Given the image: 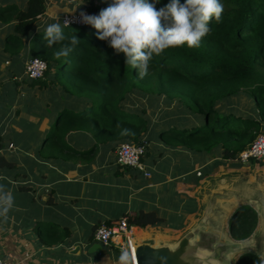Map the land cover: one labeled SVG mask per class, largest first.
<instances>
[{"label":"crops","instance_id":"crops-1","mask_svg":"<svg viewBox=\"0 0 264 264\" xmlns=\"http://www.w3.org/2000/svg\"><path fill=\"white\" fill-rule=\"evenodd\" d=\"M27 1L0 0V9L15 5L23 10ZM73 9L64 0H45L44 14L21 43L11 38L15 21L0 19V194L13 197L12 207L0 215V259L8 264H109L119 257L125 238L102 247L93 239L95 228L152 213L159 222L144 229L132 226L133 245L152 241L155 248L178 252L182 264H238L246 254L264 264V162L241 163L222 158L218 150L166 145L157 131L186 127L182 111H171L180 121L167 126L169 111H152L156 119L147 111L151 122L142 161L148 177L118 165L120 142L57 131L68 95L56 85L34 87L25 64L33 36L55 22L52 16L61 18ZM241 207L257 217L245 239L232 237L229 229Z\"/></svg>","mask_w":264,"mask_h":264},{"label":"trees","instance_id":"trees-1","mask_svg":"<svg viewBox=\"0 0 264 264\" xmlns=\"http://www.w3.org/2000/svg\"><path fill=\"white\" fill-rule=\"evenodd\" d=\"M64 1L75 8L80 2ZM220 2L224 5L222 22L213 19L201 46L170 48L154 56L143 79L137 78V70L124 64L122 53L116 54L107 41L96 39L97 31L91 26L82 28L91 29L90 34L75 31L80 27L62 26L66 39L52 47L46 46V27L36 33L30 42V59L45 61L47 71L44 79L32 81V85L38 89L56 85L68 95V106L59 110L57 131L88 132L101 143L141 144L151 122L146 108L153 106L156 111L162 106L169 111L164 126L180 121H174L171 111L184 112L186 125L180 129L161 127L158 137L166 145L206 153L218 150L222 158L236 160L256 135L264 134V0ZM111 3L112 0H83L75 12L88 10L96 15ZM167 3L169 0H160L156 8ZM44 11L45 0H28L23 10L15 5L0 9V19L9 22L11 17L15 21L11 38L21 43L33 32ZM73 35L79 45L69 56L57 57L56 51ZM55 66L58 71L53 76ZM241 97L248 107L237 101ZM142 99L149 105L137 110L135 102ZM126 220L129 226L142 229L159 222L152 213ZM256 222L252 209H237L230 218L232 237L248 238ZM254 259L246 254L238 264H252Z\"/></svg>","mask_w":264,"mask_h":264},{"label":"clouds","instance_id":"clouds-1","mask_svg":"<svg viewBox=\"0 0 264 264\" xmlns=\"http://www.w3.org/2000/svg\"><path fill=\"white\" fill-rule=\"evenodd\" d=\"M160 0H112V3L96 15L80 13V22L97 31L96 39L107 41L116 54H123L124 64L137 70V78L147 74L150 61L170 48L186 46L199 48L202 39L211 28L210 23L222 22L224 5L220 0H169L157 9ZM83 0L76 5L79 8ZM75 8V9H76ZM73 9L71 12H74ZM44 32L47 47L63 42L66 37L58 16ZM69 21L63 22L68 27ZM69 43L56 51L57 57H67L80 41L75 35ZM13 205L11 193L0 194V215H5ZM109 264H137L134 248L122 247L119 257Z\"/></svg>","mask_w":264,"mask_h":264},{"label":"built area","instance_id":"built-area-1","mask_svg":"<svg viewBox=\"0 0 264 264\" xmlns=\"http://www.w3.org/2000/svg\"><path fill=\"white\" fill-rule=\"evenodd\" d=\"M85 14L92 15L88 10L81 11ZM81 12H71L61 16V26L64 27L63 22L69 21L68 27H80L88 28L90 25H86L80 22ZM47 71V64L45 61L38 58H31L25 64V75L30 81H37L44 79ZM146 152V143L136 144L133 142L121 143L116 149V161L121 167H129L137 169L144 173L146 177L149 173L145 171V165L142 161ZM241 163L254 160L256 162L264 161V134L257 135L253 141L239 153L237 159ZM132 233V227L127 224L126 218H123L117 222L106 224H99L93 233V239L96 243L102 247H108L112 242H115V238L124 237L125 246L134 248L135 245L130 241ZM0 264H8L0 259Z\"/></svg>","mask_w":264,"mask_h":264},{"label":"water","instance_id":"water-1","mask_svg":"<svg viewBox=\"0 0 264 264\" xmlns=\"http://www.w3.org/2000/svg\"><path fill=\"white\" fill-rule=\"evenodd\" d=\"M135 255L137 264H182L178 252H172L165 247L155 248L152 241L136 245Z\"/></svg>","mask_w":264,"mask_h":264},{"label":"rangeland","instance_id":"rangeland-1","mask_svg":"<svg viewBox=\"0 0 264 264\" xmlns=\"http://www.w3.org/2000/svg\"><path fill=\"white\" fill-rule=\"evenodd\" d=\"M75 29V31H77V32H80V33H84V34H90V33H92L93 31L91 30V29H79V28H74ZM56 71H58V69H57V67L55 66V69H53V71L51 70V72L53 73V76L56 74ZM61 76V75H60ZM51 77V76H50ZM153 100V99H152ZM156 101V100H155ZM237 101L241 104V105H244V107H248V103H247V101H246V99L244 98V97H241V100H239V99H237ZM146 105V106H148L149 104H148V100H146V99H142V100H136V102H135V106H137V110H139L140 109V107H142L143 105ZM146 108V107H145ZM175 109V108H174ZM173 109V110H174ZM146 111H148V116L151 118V119H156V117H154L155 115H156V113L153 115V113H152V111H154V108H153V106H148L147 108H146ZM156 111H163L164 112V108L162 107V106H160L159 108H157V110ZM166 112V111H165ZM160 113L161 112H159L157 115H159V117H160ZM173 128H178V129H180L181 127H179V126H174ZM185 128V127H184ZM259 135V134H258ZM257 136V135H256ZM262 162H264V161H262ZM264 164V163H263ZM254 264H260V261H258L257 259H254V262H253Z\"/></svg>","mask_w":264,"mask_h":264}]
</instances>
